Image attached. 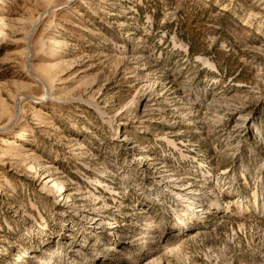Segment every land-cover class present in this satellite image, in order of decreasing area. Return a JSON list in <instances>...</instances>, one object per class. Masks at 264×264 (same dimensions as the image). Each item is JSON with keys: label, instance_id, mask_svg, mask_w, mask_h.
Segmentation results:
<instances>
[{"label": "rangeland", "instance_id": "obj_1", "mask_svg": "<svg viewBox=\"0 0 264 264\" xmlns=\"http://www.w3.org/2000/svg\"><path fill=\"white\" fill-rule=\"evenodd\" d=\"M0 264H264V0H0Z\"/></svg>", "mask_w": 264, "mask_h": 264}, {"label": "bare ground", "instance_id": "obj_2", "mask_svg": "<svg viewBox=\"0 0 264 264\" xmlns=\"http://www.w3.org/2000/svg\"><path fill=\"white\" fill-rule=\"evenodd\" d=\"M145 157H142V159H144ZM47 177H45L44 179H46ZM56 185H58L59 186V188H61V189H63V186L62 185H59V184H57V182H54Z\"/></svg>", "mask_w": 264, "mask_h": 264}]
</instances>
